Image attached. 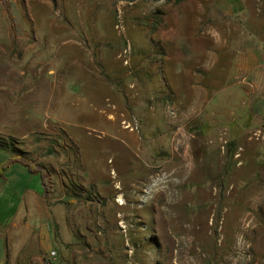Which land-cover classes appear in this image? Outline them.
<instances>
[{
	"label": "rangeland",
	"instance_id": "obj_1",
	"mask_svg": "<svg viewBox=\"0 0 264 264\" xmlns=\"http://www.w3.org/2000/svg\"><path fill=\"white\" fill-rule=\"evenodd\" d=\"M247 27L264 39V0H0V165L24 156L79 201L81 252L59 264H264V127L207 107L210 55ZM12 166L6 264H46L17 254L35 222Z\"/></svg>",
	"mask_w": 264,
	"mask_h": 264
},
{
	"label": "crops",
	"instance_id": "obj_2",
	"mask_svg": "<svg viewBox=\"0 0 264 264\" xmlns=\"http://www.w3.org/2000/svg\"><path fill=\"white\" fill-rule=\"evenodd\" d=\"M21 31L23 35H33L34 28H21ZM237 37L234 44L219 45L221 49L218 56L210 55L208 66L218 68V86H215L217 84L212 78L208 81L207 90H215L216 87V91L213 92L207 107L210 110L215 106H224L226 113L224 122L232 131L245 132L258 125L264 127V39L259 40L258 33L250 27L240 29ZM17 40L24 43L27 40L32 41L31 38H24L22 35L17 37ZM12 167H17V170L6 181L26 205L29 222L31 220L35 222L26 243V251L23 249L22 253L17 254L81 252V242L77 241L74 234L77 232L73 228L77 225L76 206L79 202L75 195H66L65 188L59 191L53 186L47 191L40 175L31 174L20 163L13 164ZM114 193V189L112 192L108 190L104 193L107 197L105 198L108 199ZM117 199L116 205L123 207L119 206ZM86 200L87 208L97 203L94 198ZM125 201L128 203L126 199ZM108 202L115 203L112 198L108 199L106 204ZM6 254H14V251L10 242L2 238L0 264H6Z\"/></svg>",
	"mask_w": 264,
	"mask_h": 264
},
{
	"label": "trees",
	"instance_id": "obj_3",
	"mask_svg": "<svg viewBox=\"0 0 264 264\" xmlns=\"http://www.w3.org/2000/svg\"><path fill=\"white\" fill-rule=\"evenodd\" d=\"M0 151H6V152L13 153L14 149H13V146H11V144L4 143V144H0ZM16 163H20L23 166H25L31 174L40 175L43 185L45 186L47 191L49 190L47 186V178H48L47 170L42 166L36 165L33 161L21 155L12 156L10 157V159L8 160L6 164L0 165V177H3V172L6 167L12 166L13 164H16Z\"/></svg>",
	"mask_w": 264,
	"mask_h": 264
},
{
	"label": "bare ground",
	"instance_id": "obj_4",
	"mask_svg": "<svg viewBox=\"0 0 264 264\" xmlns=\"http://www.w3.org/2000/svg\"><path fill=\"white\" fill-rule=\"evenodd\" d=\"M158 181V180H157ZM159 182V181H158ZM154 186L152 185V187H150V188H153ZM149 188V189H150ZM155 188V187H154ZM151 191V190H150ZM150 193V192H149ZM147 196H149V195H147ZM144 198V197H143ZM150 198V197H149ZM148 198V199H149ZM118 201V204H119V206H125L127 203H126V201L124 200V198H122V196H120L118 199H117ZM178 207V206H177ZM164 221V220H163ZM166 222V221H165ZM163 224V223H162ZM120 226H121V228H126V226L124 225V223H121L120 224ZM165 227V226H164ZM189 227V226H188ZM205 227V226H204ZM180 228H182V226L180 227ZM190 228V227H189ZM194 229V228H193ZM185 231V230H184ZM201 231V230H200ZM192 232V231H191ZM170 235V234H169ZM187 235V234H186ZM174 242V241H173ZM201 247V246H200ZM193 249V248H192Z\"/></svg>",
	"mask_w": 264,
	"mask_h": 264
},
{
	"label": "built area",
	"instance_id": "obj_5",
	"mask_svg": "<svg viewBox=\"0 0 264 264\" xmlns=\"http://www.w3.org/2000/svg\"><path fill=\"white\" fill-rule=\"evenodd\" d=\"M46 264H59L56 258V252H51L46 259Z\"/></svg>",
	"mask_w": 264,
	"mask_h": 264
}]
</instances>
